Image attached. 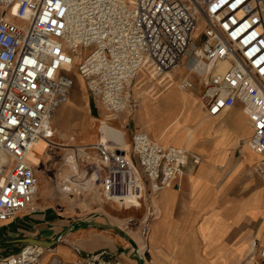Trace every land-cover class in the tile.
<instances>
[{
  "label": "built area",
  "instance_id": "1",
  "mask_svg": "<svg viewBox=\"0 0 264 264\" xmlns=\"http://www.w3.org/2000/svg\"><path fill=\"white\" fill-rule=\"evenodd\" d=\"M190 54L204 79L200 98L208 117L241 103L254 129L248 145L264 153V0H0V221L32 206L39 178L30 149L55 136L53 119L69 101L75 71L111 121L138 106L137 85L162 80ZM119 145L100 141L82 155L106 200L134 198L132 208L146 209L128 224L139 228L147 247L153 199L180 188L201 160L143 132L133 135L130 149ZM89 150L96 159L86 156ZM255 171L264 179V167ZM253 246L264 264V246ZM40 248L0 252V264H41ZM105 255L51 264H117Z\"/></svg>",
  "mask_w": 264,
  "mask_h": 264
},
{
  "label": "crops",
  "instance_id": "2",
  "mask_svg": "<svg viewBox=\"0 0 264 264\" xmlns=\"http://www.w3.org/2000/svg\"><path fill=\"white\" fill-rule=\"evenodd\" d=\"M187 60L184 57L159 81H166L164 90L151 94L139 110V122L147 124L152 134L140 129L137 122L128 130H122L121 122L116 126L122 129H108L120 142L125 131L127 149L132 147L133 135L143 132L162 145L185 147L200 157L197 166L188 168L180 188L165 189L153 199L156 215L148 246L135 228L126 225V218L116 224L98 217L73 220L48 207L32 205L0 221L1 254L19 253L27 244L40 245L37 241L54 245L59 241L47 250L41 264L53 258L72 263L79 254L102 251L106 252L105 261L117 264H258L253 242L264 246V180L255 167H264V153L248 145L254 129L241 103L216 118L208 117L206 105L194 91L201 94L204 89L194 73L198 65L193 63L186 70ZM82 83L86 87L84 80ZM86 130L83 126V133ZM73 163L80 176L77 160ZM112 202L125 209L136 203L132 198Z\"/></svg>",
  "mask_w": 264,
  "mask_h": 264
},
{
  "label": "rangeland",
  "instance_id": "3",
  "mask_svg": "<svg viewBox=\"0 0 264 264\" xmlns=\"http://www.w3.org/2000/svg\"><path fill=\"white\" fill-rule=\"evenodd\" d=\"M200 29L201 26L198 27L195 36L199 34ZM193 63L194 59L190 54L185 64V69L188 70L189 66ZM73 77L75 78V85L69 101L58 110L53 119V126L55 128V136L52 140L53 144L42 146V150L41 148L36 150L39 154L41 153L39 155L38 165H36L37 170H39V190L32 205L34 207L38 206L39 208L48 207L60 216L69 217L73 220L90 217H98L100 218L99 220H106L113 223L119 222L120 219H128V217L137 220V218L145 215L146 209L144 207L139 210L135 208L125 209L115 205L112 201L106 200L102 195L100 196L98 194L100 192V182L95 183V187L92 186L88 172L89 168L87 167L88 164L83 155H80V149H71V146L81 147L93 142L96 138L97 128L101 125L102 121H106V114L100 112L89 99L86 87L82 83L83 79L76 71L73 73ZM179 79L180 76L177 75L176 80L178 82ZM160 80L161 78L152 83H147L141 88H138L139 85H137L134 88V93L135 99L138 101V106L125 111L117 119H112L110 123H114L115 125L119 123L120 125L121 122L124 130H128L130 124L137 122V124H140V127L138 126L140 129L152 134V130L147 124L141 125L139 122V110L143 103L150 98L151 94L154 93L156 96L164 90L166 81L160 83ZM200 80L204 83L203 78H200ZM151 87L154 88L152 91ZM198 88L200 89V87ZM194 91L196 95L201 97L199 90ZM90 124L91 126H89ZM83 126H87V132L85 133H83ZM92 126L95 127L92 128ZM71 142L77 143L71 144ZM128 149H130L129 146ZM87 153L86 156L90 158L95 157L96 159V153L93 150H89ZM76 160L81 175L73 174L72 171V178H67V182H62L61 179H66L68 171L73 169V162ZM260 178L264 180L262 177ZM76 179L81 189L75 188L73 190V183ZM127 225L135 228L137 231L139 230L133 224ZM58 243L59 241L54 246ZM54 246L52 247L54 248ZM51 263L52 260L48 264ZM258 264H261L259 259Z\"/></svg>",
  "mask_w": 264,
  "mask_h": 264
},
{
  "label": "bare ground",
  "instance_id": "4",
  "mask_svg": "<svg viewBox=\"0 0 264 264\" xmlns=\"http://www.w3.org/2000/svg\"><path fill=\"white\" fill-rule=\"evenodd\" d=\"M16 10V9H15ZM12 18V17H11ZM197 31V30H196ZM196 33V32H195ZM71 62H73V60L71 61ZM194 63L197 65V61H195L194 60ZM179 66V64L175 67V68H177ZM174 68V69H175ZM221 68H225L224 66H221ZM173 69V70H174ZM172 70V71H173ZM171 71V72H172ZM170 72H168V74H169ZM168 74L166 75V76H168ZM165 76V77H166ZM164 77V78H165ZM202 101V100H201ZM243 110H244V108H243ZM226 111H228V110H224L223 111V113L224 112H226ZM245 112V111H244ZM223 113H221V114H223ZM220 114V115H221ZM218 117V116H217ZM216 118V117H215ZM108 129H109V131L112 129V130H114V131H118V130H120V129H122V128H120V127H118V126H116L114 123H110V121H108L107 119H106V121H102L101 122V125L97 128V133H96V138H95V140L93 141V142H91V143H89V144H87V145H92V144H96L97 142H100V141H103V142H107L109 139H113V140H115V141H117V142H119L120 143V148H123V149H127V145H128V141H127V138H126V135H125V131H122V134L124 135V141H122V142H120V141H118V140H116V138L115 137H113V136H111V134H110V132H109V134H108ZM122 130H124V129H122ZM52 140H53V138L51 139V140H45V139H41V140H39V141H37L32 147H31V149H30V154H29V158H30V160L32 161V163L36 166V165H38V161H39V155L41 154H39L38 152H36V150L38 149V148H41L42 146H49V145H52L53 144V142H52ZM87 145H84L83 147L84 148H79V147H74L73 149L74 150H79V152H80V155L81 154H83V150L85 149V147L87 146ZM45 148V147H44ZM43 148H41V150H42ZM75 164H73V169L72 170H69L68 171V176H66V179L65 178H62L61 179V181L62 182H67V178L69 179L70 177L72 178V176H71V172L74 174V173H78V168H74L75 166H74ZM67 167V166H66ZM37 171H39V170H37ZM76 176V175H75ZM77 180V179H76ZM73 185H74V188H77L78 186H80L79 185V183H78V180H77V182L75 181L74 183H73ZM38 190H39V183H38V186H37V193H36V195L38 194ZM36 195H35V197H36ZM126 199H129V198H126ZM132 199H134V198H132ZM135 204H137V201L135 200ZM131 217H129L128 219H126V225L128 224V222L131 220L130 219ZM50 247H44V248H40V251L43 253V255L46 253V251L49 249ZM42 255V256H43ZM41 263V262H40Z\"/></svg>",
  "mask_w": 264,
  "mask_h": 264
},
{
  "label": "water",
  "instance_id": "5",
  "mask_svg": "<svg viewBox=\"0 0 264 264\" xmlns=\"http://www.w3.org/2000/svg\"><path fill=\"white\" fill-rule=\"evenodd\" d=\"M40 245L46 246V247H52L54 243H49V242H41L37 241Z\"/></svg>",
  "mask_w": 264,
  "mask_h": 264
}]
</instances>
